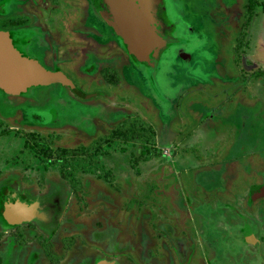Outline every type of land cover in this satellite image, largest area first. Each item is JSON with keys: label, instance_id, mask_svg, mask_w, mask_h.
Here are the masks:
<instances>
[{"label": "rangeland", "instance_id": "rangeland-1", "mask_svg": "<svg viewBox=\"0 0 264 264\" xmlns=\"http://www.w3.org/2000/svg\"><path fill=\"white\" fill-rule=\"evenodd\" d=\"M247 2L166 0L179 41L164 50L151 76L147 66H136L117 47L113 28L87 12V0L8 1L0 27L6 29L9 17L15 24L47 27L58 41L59 67L92 96L59 83L31 86L18 95L0 89V181L12 177L35 193L48 191L46 182L57 184L55 195L61 189L66 215L83 225L86 240L91 230L109 231L111 250L124 247L137 264L152 263L168 244L166 223L202 240L190 264L222 259L208 232L226 234L227 228L216 221L209 229L204 225L214 217L210 198L240 203L245 212L239 199L250 194L252 184L264 182V0L249 14ZM88 29L95 48L86 56L80 46ZM111 69L117 84L105 80ZM126 115L141 117L173 140L157 145L147 160L138 159V143L118 139L84 154L56 152L91 144ZM26 133L38 143L27 141ZM200 190L201 212L190 207L184 216L171 214L172 193L188 192L197 202ZM225 206L213 209L228 217ZM260 209L264 218V197L253 210ZM116 254L110 257L128 261Z\"/></svg>", "mask_w": 264, "mask_h": 264}, {"label": "flooded vegetation", "instance_id": "flooded-vegetation-1", "mask_svg": "<svg viewBox=\"0 0 264 264\" xmlns=\"http://www.w3.org/2000/svg\"><path fill=\"white\" fill-rule=\"evenodd\" d=\"M2 1L0 0L1 16L6 14L5 8L8 1L11 0H4L5 5L1 3ZM87 1L89 3L86 9L87 12L94 15L97 14L102 21L101 23L106 28H112L101 16L93 0ZM164 6L165 10H167L166 0H164ZM9 18H6L8 19L6 29L9 31L17 49L23 54L35 57L46 67L52 69L60 68L59 63L62 61V58L57 51L59 49L58 41L47 27L44 28L28 22L15 24V17ZM90 32L91 30L89 29L88 32L87 30L84 31L85 45L80 46L81 49L86 50V56L95 48L91 44L92 41H89L91 39ZM115 44L124 53L126 52L120 41L115 42ZM65 50L68 52V47ZM179 51L181 49L178 50V53ZM94 63L95 60L90 67H93ZM76 87L77 85L75 84ZM5 184L3 181H0V264H96L101 259L114 260L116 264H131V262L137 264L135 258L131 260V256H126L124 251H122L125 249L124 247L122 249L117 247V249L111 250L109 244L111 233L109 231L104 232L102 230L100 232L98 230H91L89 232V234L92 233L89 235L91 243L87 241L85 237L86 229L82 228L83 225L77 224L73 216L66 215L68 207L64 197H62L61 189L55 195V189H58L57 184L53 185L46 182L48 191L39 193H35L36 191L32 190V186H25L27 190H22L18 182H12L9 186L7 185L8 189L14 186L18 191H23L27 196L39 200V208L47 212L46 219L33 217L21 223L16 222L3 208L1 200ZM172 187L174 186H171V190L174 189ZM200 192L202 198L197 199V202L188 192L184 193L181 197H176L171 192L173 196L171 200V214H179L181 212L182 216H184V212H189L190 207H195L196 213L201 212L200 204L203 201V190H200ZM210 199L213 205V207L210 206V212L214 217L208 216L204 223L206 229H209V224L215 221L227 228L226 234L221 233V230H218L220 234H215L214 232L217 229L213 232L212 230L208 232L213 234L217 240V243L214 245L216 254L220 256L224 255L215 264L219 262L220 264H264L263 211L261 209L258 211L253 210L257 198L253 199L248 194L246 197L239 199V201L243 200V204L247 208L245 212H242L237 207L240 206V203H220L216 201L213 195ZM223 205H226L231 212L228 217H226L225 213L220 214L213 209L215 206L222 207ZM179 207L181 209L177 210ZM185 220L186 216L184 222ZM163 228L165 229V234L163 235L167 236L168 239V244L163 245V249H166V251L164 252L161 247L160 255L158 256V253H155V256L152 257L154 261L150 264H190V259L196 252V246L200 248L199 243L202 240L198 237H193V235L187 232L186 228H181L180 231H177L170 223H166ZM184 230L186 233H183ZM180 233L185 234L188 239L184 238ZM198 233L196 236L199 235ZM228 237L229 239H227ZM185 241H189L187 246H185ZM224 252L226 254L230 252L234 260H229ZM116 253L122 254L128 261H121L116 256L114 258L110 257V254L115 255ZM139 261L138 264H140ZM207 262L208 264H212L208 260Z\"/></svg>", "mask_w": 264, "mask_h": 264}, {"label": "water", "instance_id": "water-1", "mask_svg": "<svg viewBox=\"0 0 264 264\" xmlns=\"http://www.w3.org/2000/svg\"><path fill=\"white\" fill-rule=\"evenodd\" d=\"M101 16L125 41L136 58L155 73L160 57L171 44L179 41L173 33L164 0H93ZM182 52V57L184 52ZM60 83L75 88L74 81L58 68L41 64L35 57L23 54L14 45L7 29L0 28V89L13 95L25 92L31 86ZM83 96L92 94L83 93ZM2 201L6 212L21 223L33 217L47 218V212L39 208V200L20 192L14 186L7 188L14 178L3 181ZM251 198L264 197V182L250 186ZM96 264H116L114 260H99Z\"/></svg>", "mask_w": 264, "mask_h": 264}, {"label": "trees", "instance_id": "trees-1", "mask_svg": "<svg viewBox=\"0 0 264 264\" xmlns=\"http://www.w3.org/2000/svg\"><path fill=\"white\" fill-rule=\"evenodd\" d=\"M258 2V0H248L247 2V11L248 14L252 12V8L254 5ZM263 10H264V3H263ZM246 21V20H245ZM120 43L125 48L126 53L130 56L132 61L136 64V66L140 67V62L133 51L129 48V46L125 43V41L116 34ZM138 63V64H137ZM105 80L112 83L117 84L118 83V77L116 70H109L106 71L104 74ZM60 84V83H59ZM62 85V84H61ZM76 94L83 96V90L76 87L72 89ZM26 139L33 140L36 144L38 143V138L32 134V133H26ZM121 140V141H130L134 143H138L139 146L137 150L139 151L138 159L147 160L152 155L157 153L156 151V131L153 126H151L150 123L144 121L141 117L136 115H126L119 121L115 123L114 126H112L109 130V132L104 133L103 135H100L98 138L93 140L91 144L86 146H80L78 148H65V147H57L56 152L59 155H65V154H84L90 151V149L93 147L95 150L99 149L100 146L105 143L109 142L111 140ZM48 152L51 150L49 148ZM2 205L3 201L1 200ZM3 208L5 209L4 205Z\"/></svg>", "mask_w": 264, "mask_h": 264}, {"label": "crops", "instance_id": "crops-1", "mask_svg": "<svg viewBox=\"0 0 264 264\" xmlns=\"http://www.w3.org/2000/svg\"><path fill=\"white\" fill-rule=\"evenodd\" d=\"M1 3H3V5H5V2L4 1H2ZM128 59L130 60L131 58L128 57ZM130 61L133 62L132 59ZM211 123H213V122H211ZM155 131H156V147H157V145L160 146L161 144H165V143L169 142L170 140H173L172 139L173 137H169L168 134L165 133L163 130H161V129L158 130V128H157V129H155ZM165 136H166V138H165ZM166 169H167L166 171L168 172V168H166ZM161 172L164 173V171H161Z\"/></svg>", "mask_w": 264, "mask_h": 264}]
</instances>
